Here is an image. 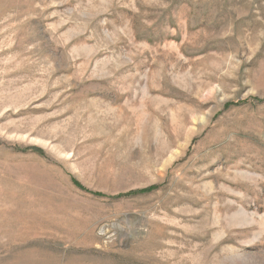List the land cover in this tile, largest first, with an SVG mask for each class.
Returning a JSON list of instances; mask_svg holds the SVG:
<instances>
[{
	"label": "rangeland",
	"instance_id": "rangeland-1",
	"mask_svg": "<svg viewBox=\"0 0 264 264\" xmlns=\"http://www.w3.org/2000/svg\"><path fill=\"white\" fill-rule=\"evenodd\" d=\"M0 264H264V0H0Z\"/></svg>",
	"mask_w": 264,
	"mask_h": 264
},
{
	"label": "trees",
	"instance_id": "trees-1",
	"mask_svg": "<svg viewBox=\"0 0 264 264\" xmlns=\"http://www.w3.org/2000/svg\"><path fill=\"white\" fill-rule=\"evenodd\" d=\"M74 184H75L78 188L83 189L82 186H81L80 184H78V182H74Z\"/></svg>",
	"mask_w": 264,
	"mask_h": 264
}]
</instances>
